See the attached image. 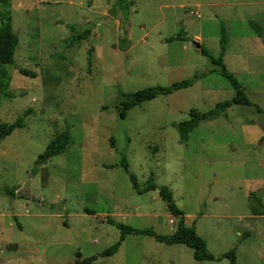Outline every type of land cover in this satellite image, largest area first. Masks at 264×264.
I'll use <instances>...</instances> for the list:
<instances>
[{"label":"rangeland","instance_id":"obj_1","mask_svg":"<svg viewBox=\"0 0 264 264\" xmlns=\"http://www.w3.org/2000/svg\"><path fill=\"white\" fill-rule=\"evenodd\" d=\"M118 2L0 4L19 42L4 68L0 123L24 125L0 140V264H229L223 256L233 249L236 264H264V0ZM86 30V40L72 41ZM181 34L186 42H167ZM195 74L206 76L119 117L126 95ZM232 81L253 107L233 106L181 143L176 125L231 100ZM66 130L69 146L37 165ZM122 160L140 189L152 176L171 191L218 261L195 262L186 246L143 236L102 256L120 236L105 217L159 236L177 226L157 191H133Z\"/></svg>","mask_w":264,"mask_h":264},{"label":"trees","instance_id":"obj_2","mask_svg":"<svg viewBox=\"0 0 264 264\" xmlns=\"http://www.w3.org/2000/svg\"><path fill=\"white\" fill-rule=\"evenodd\" d=\"M10 0H0L1 6H6L9 8ZM124 3V0H119L117 6L119 7ZM88 31H83L80 34H77L73 37L72 41H81L86 40L88 38ZM188 39L186 35L181 34L175 36L167 40V42L179 41L186 42ZM227 36L226 30L223 26L220 29V51L221 54L225 53L227 49ZM18 38L12 31L11 26V17L10 12H6L0 14V93L4 92L7 89L9 84V76L7 72L4 70L5 67H12L14 65V55L18 46ZM201 55L204 57L209 56L208 52L201 48ZM20 73L24 76L33 77V75L29 72L21 70ZM206 75H198L195 74L191 79L185 80L179 83L172 84L169 87H153L149 89H145L133 94H128L125 96L124 101L121 104V108L119 109V117L124 119L127 112L130 110L142 105L143 103L150 102L155 100L158 97H167L172 95L175 92L186 90L191 88L196 81L201 79ZM234 96L229 101H224L222 103H218L215 107L207 113H199L197 111L192 110L186 121H183L176 125L180 136V142L186 144L189 138V134H191L201 123L214 120L222 114H225L227 110H229L233 106L237 107H253L252 103L247 98L244 87L232 81L230 83ZM23 120L19 119L13 125H4L0 123V140L6 137L11 136L15 130L23 129ZM71 143L69 131L66 130L62 136L54 142L41 156H39L37 160V165L45 164L51 156L57 155L60 152V147H68ZM121 167L124 172L128 173V165L124 160H122ZM128 178L131 182V186L133 191H135L138 195L146 194L149 192L157 191L159 198L164 202L167 211L169 214L177 220L176 230L171 236H159L156 235L152 230H138L123 224H118L112 219L105 217L106 224L115 227L119 233L118 241L108 250H106L102 256L103 257H112L115 255L122 243L126 240L128 236H143L153 238L155 242L159 244H164L166 246H177L183 245L193 251V259L195 262H214L218 261L212 254L207 250V246L205 242L197 235L194 227H187L185 225L184 214L177 209L176 205L173 202L172 193L167 187H157L154 184L153 177L150 176L149 181L147 182L145 188L140 189L136 178L128 173ZM6 195L15 197V191H4ZM22 198V197H19ZM252 215L254 217L259 216L260 214L257 211L252 210ZM87 214L93 215L92 212L86 211ZM235 250L226 253L223 258L229 260V264H236V256ZM79 256V255H78ZM77 256V257H78ZM96 258L93 257L91 259L83 260L80 262H76L75 264H90L95 261Z\"/></svg>","mask_w":264,"mask_h":264},{"label":"water","instance_id":"obj_3","mask_svg":"<svg viewBox=\"0 0 264 264\" xmlns=\"http://www.w3.org/2000/svg\"><path fill=\"white\" fill-rule=\"evenodd\" d=\"M194 47H195L197 50H199V51H200V49H201V47H200V45H199L198 43H195V44H194Z\"/></svg>","mask_w":264,"mask_h":264},{"label":"crops","instance_id":"obj_4","mask_svg":"<svg viewBox=\"0 0 264 264\" xmlns=\"http://www.w3.org/2000/svg\"><path fill=\"white\" fill-rule=\"evenodd\" d=\"M201 47V46H200ZM201 50V49H200Z\"/></svg>","mask_w":264,"mask_h":264}]
</instances>
